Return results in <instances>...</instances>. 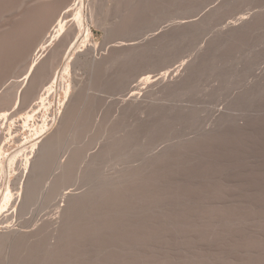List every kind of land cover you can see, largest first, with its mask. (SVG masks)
<instances>
[{
	"label": "rangeland",
	"instance_id": "1",
	"mask_svg": "<svg viewBox=\"0 0 264 264\" xmlns=\"http://www.w3.org/2000/svg\"><path fill=\"white\" fill-rule=\"evenodd\" d=\"M77 3L0 0V264H264V0Z\"/></svg>",
	"mask_w": 264,
	"mask_h": 264
},
{
	"label": "bare ground",
	"instance_id": "2",
	"mask_svg": "<svg viewBox=\"0 0 264 264\" xmlns=\"http://www.w3.org/2000/svg\"><path fill=\"white\" fill-rule=\"evenodd\" d=\"M84 2V1H83ZM75 3V2H74ZM78 3H80L81 4V0H78ZM77 3V4H78ZM73 4V3H72ZM71 6V5H70ZM73 6H75L76 7V4L75 5H73ZM79 7V6H78ZM81 8H82V6L81 7H79V8H77L76 9V14H75V16H76V19H77V25H78V28H81V26H82V13L83 12H81L82 10H81ZM83 9V8H82ZM84 15V14H83ZM244 16V15H243ZM244 19V20H243ZM242 19V17H241V19L238 21V22H240L241 24H239V25H236L237 24V22H236V24H235V22L233 23L232 21H230V22H228L227 23V25H228V27H232V28H230V29H233V27L236 25L237 27L238 26H241L244 22H245V17ZM238 20V19H237ZM243 22V23H242ZM247 23V22H246ZM236 26L234 27V28H236ZM77 28V29H78ZM185 63L184 62H180L179 64H178V66L176 67V68H173L174 70H170V71H165V72H162V73H158V74H155V75H153V76H151V75H146L145 77L143 76V78L141 77L140 79H138V81H136V83H132V85L130 86V88H129V90H128V92H127V96L129 97V99H133V98H138L139 96H141L140 94L138 95V93H140V90L142 89V88H140V87H142V85L144 84V85H149L150 83H154V85H158V84H160L161 85V83L163 84V83H168L169 82V84L171 85V86H173V85H175L176 86V84L177 83H179L180 84V80H181V77H183L184 75H183V71H185L184 69H186L187 67H186V64L184 65ZM186 67V68H185ZM183 70V71H182ZM183 75V76H182ZM152 78H153V80H152ZM54 80H55V74H54V76H53V79H52V83H51V85H50V87H51V93H53V88H52V86H53V82H54ZM182 81V80H181ZM153 83H152V85H153ZM156 83V84H155ZM140 84H142L141 86H140ZM179 84H177V85H179ZM140 86V87H139ZM149 87V86H148ZM147 87V88H148ZM143 94V93H142ZM126 96V97H127ZM138 100V99H137ZM133 102H134V100H133ZM65 192V191H64ZM63 192V193H64ZM70 192V191H69ZM63 193H62V195H63ZM67 193V192H66ZM70 195H71V193H70ZM69 194H64L63 196H62V198H61V201H65L64 200V198L65 197H67V196H70ZM59 199H60V197H59ZM58 199V201L60 202V200ZM4 228H6V227H4ZM7 229V228H6ZM10 230V229H9ZM4 231H6V230H4ZM7 231H8V229H7ZM11 231V230H10ZM13 231V230H12ZM13 232H15V231H13ZM5 233V232H4ZM8 233V232H7ZM12 233V232H11ZM8 234H10V233H8ZM30 234V233H29Z\"/></svg>",
	"mask_w": 264,
	"mask_h": 264
}]
</instances>
